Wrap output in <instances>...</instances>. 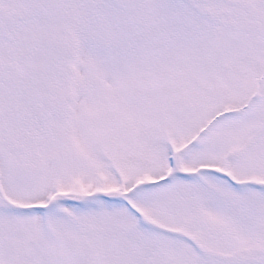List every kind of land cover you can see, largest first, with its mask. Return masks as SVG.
Listing matches in <instances>:
<instances>
[{
	"label": "snow or ice",
	"instance_id": "obj_1",
	"mask_svg": "<svg viewBox=\"0 0 264 264\" xmlns=\"http://www.w3.org/2000/svg\"><path fill=\"white\" fill-rule=\"evenodd\" d=\"M0 264H264V0H0Z\"/></svg>",
	"mask_w": 264,
	"mask_h": 264
}]
</instances>
